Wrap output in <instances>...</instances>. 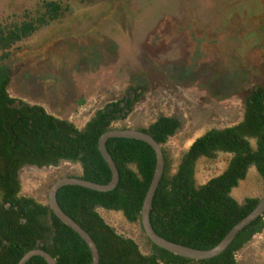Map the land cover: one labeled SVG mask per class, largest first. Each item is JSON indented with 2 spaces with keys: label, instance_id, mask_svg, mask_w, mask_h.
<instances>
[{
  "label": "rangeland",
  "instance_id": "374dc122",
  "mask_svg": "<svg viewBox=\"0 0 264 264\" xmlns=\"http://www.w3.org/2000/svg\"><path fill=\"white\" fill-rule=\"evenodd\" d=\"M36 1L0 0V20L14 14L24 20V9ZM68 1L72 14L40 30L3 62L9 94L82 129L96 111L137 89L142 96L114 128L143 129L159 116L178 117L181 128L164 145L172 172L196 138L239 123L247 95L264 87V0ZM229 159L223 153L200 159L197 183L219 175ZM81 170L71 161L24 168L22 194L46 204L57 179ZM232 195L241 203L264 196L254 167ZM97 210L149 253L139 222L119 211ZM236 264H264V230L236 253Z\"/></svg>",
  "mask_w": 264,
  "mask_h": 264
},
{
  "label": "trees",
  "instance_id": "16d2710c",
  "mask_svg": "<svg viewBox=\"0 0 264 264\" xmlns=\"http://www.w3.org/2000/svg\"><path fill=\"white\" fill-rule=\"evenodd\" d=\"M73 13L70 2L38 0L19 15L0 20V264H17L32 249H43L57 264H92L84 240L64 224L46 203L20 195L18 173L25 165L57 166L61 161L81 165L76 175L100 184L112 174L99 149L100 136L127 118L143 92L127 95L96 111L78 128L68 119L52 115L37 104L11 97L10 73L3 62L22 43L40 30ZM181 128L178 117L159 116L147 128L162 146L165 170L153 198L150 214L154 230L165 239L196 249H211L246 217L261 198L239 202L232 191L254 167L264 181V87L253 88L244 103L242 120L222 129L211 128L196 138L173 164L164 145ZM107 148L120 173L116 188L98 192L77 185L61 187L57 201L95 241L100 264H236V253L264 230V214L237 234L220 255L194 260L175 255L150 241L145 254L132 238L118 233L98 212H122L139 222L144 197L156 167V153L147 143L129 138H110ZM229 154L226 168L204 184H198L200 159ZM26 264H47L40 256Z\"/></svg>",
  "mask_w": 264,
  "mask_h": 264
},
{
  "label": "water",
  "instance_id": "95a60500",
  "mask_svg": "<svg viewBox=\"0 0 264 264\" xmlns=\"http://www.w3.org/2000/svg\"><path fill=\"white\" fill-rule=\"evenodd\" d=\"M110 138H129L143 141L150 145L156 153V167L150 186L146 192L143 200L139 224L144 231L145 235L150 239L151 242L157 246L185 258L194 260H204L216 257L223 253L232 241L235 239L238 233L244 228L250 225L253 221L264 214V196L260 199L257 206L240 222H238L232 229L226 234V236L211 249H196L182 244H178L165 239L164 237L157 234L151 223V210L153 206V198L157 187L161 181L165 170V158L163 153V146L149 133H146L139 129L132 128H113L104 132L98 140V149L111 170V180L107 184H100L93 181L85 180L78 176H66L57 179L49 188L47 195V204L53 213L59 218L64 224L69 226L75 231L87 244L92 255V264H100V254L98 247L93 238L68 214H66L60 207L57 201L58 190L67 185H77L92 189L98 192H108L116 188L120 180V173L116 162L112 155L109 153L107 148V141ZM36 170H44L45 168H34ZM40 256L45 259L47 264H57L56 259L43 249H32L26 252L17 264H26L32 257Z\"/></svg>",
  "mask_w": 264,
  "mask_h": 264
},
{
  "label": "flooded vegetation",
  "instance_id": "af4514ba",
  "mask_svg": "<svg viewBox=\"0 0 264 264\" xmlns=\"http://www.w3.org/2000/svg\"><path fill=\"white\" fill-rule=\"evenodd\" d=\"M11 96V95H10ZM12 97V96H11ZM28 103H30V104H33V103H31V102H28ZM31 167H34V168H46V167H37V166H33V165H25L24 167H22L21 169H20V171H19V173H18V179H19V182H20V184H21V191H20V195H22V196H26V195H23L22 194V188H23V183H22V178H21V171L24 169V168H31ZM49 167H51V166H49ZM32 169V168H31ZM28 197H31V196H28ZM32 198H34V197H32ZM35 199V198H34ZM37 200V199H36ZM38 202H41V203H43L42 201H39V200H37ZM45 204V203H44Z\"/></svg>",
  "mask_w": 264,
  "mask_h": 264
}]
</instances>
